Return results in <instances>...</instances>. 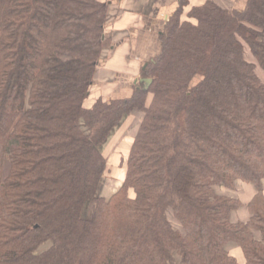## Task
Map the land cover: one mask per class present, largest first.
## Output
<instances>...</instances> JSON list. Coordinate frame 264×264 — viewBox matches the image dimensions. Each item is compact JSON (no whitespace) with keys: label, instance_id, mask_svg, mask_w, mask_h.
Returning a JSON list of instances; mask_svg holds the SVG:
<instances>
[{"label":"trees","instance_id":"trees-1","mask_svg":"<svg viewBox=\"0 0 264 264\" xmlns=\"http://www.w3.org/2000/svg\"><path fill=\"white\" fill-rule=\"evenodd\" d=\"M114 15L0 0V264H239L230 243L264 264V0H178L131 94L86 107ZM134 112L123 181L99 196L100 146ZM238 181L247 222L215 190Z\"/></svg>","mask_w":264,"mask_h":264},{"label":"crops","instance_id":"crops-1","mask_svg":"<svg viewBox=\"0 0 264 264\" xmlns=\"http://www.w3.org/2000/svg\"><path fill=\"white\" fill-rule=\"evenodd\" d=\"M99 1L108 3L113 15H115L105 28L107 45L102 53V58L98 62L90 94L85 100L89 104V106L84 104L86 107H90L98 98L109 100L127 97L131 94L133 86L139 81L140 70L143 65L159 52V34L165 21L176 9L178 0ZM191 1L200 4L205 0ZM211 1L227 9H242L246 3V0ZM133 114L135 113L125 116L124 121L121 120L122 124L120 130H118L119 133L114 136L115 138L117 136L114 141L119 138L122 139L125 135V129L135 119ZM138 118L141 117L138 116ZM128 120L130 121L127 122ZM133 137L131 136L132 139ZM103 156L105 158V153ZM215 190L218 194L234 197L240 202V206L231 212L230 219L232 222L248 221L250 217L248 203L256 193L252 184L238 181L234 189L217 186ZM227 250L230 255L236 258L239 264H245L239 246L230 243L227 245Z\"/></svg>","mask_w":264,"mask_h":264},{"label":"rangeland","instance_id":"rangeland-1","mask_svg":"<svg viewBox=\"0 0 264 264\" xmlns=\"http://www.w3.org/2000/svg\"><path fill=\"white\" fill-rule=\"evenodd\" d=\"M258 74L264 82V74L260 72V70L258 71ZM84 104L86 106H89L87 101H85ZM134 113L135 114H133V116L135 117V119L132 120L130 122V125L125 129V135L122 137V139L119 138L117 141H114L117 138V136L116 138L114 136L119 133L118 130H120V125L122 124L121 121L117 126H115V128L112 129L106 141L100 146L101 153H105L106 169L102 176V181L98 190L99 196L105 198L110 197V195L114 194L118 190L123 181L125 173V161L132 143L131 141L133 140L131 136H134L139 125V120L141 119L138 118V116L141 117V114L139 112ZM124 120L125 119H123V121ZM129 121L130 120H128L127 122ZM87 211L90 212L91 208L87 209ZM167 214L169 219L172 220L174 227L179 228L178 223L172 219L173 217L171 216L170 212H168ZM46 247L47 244L43 245L39 250L45 249Z\"/></svg>","mask_w":264,"mask_h":264},{"label":"water","instance_id":"water-1","mask_svg":"<svg viewBox=\"0 0 264 264\" xmlns=\"http://www.w3.org/2000/svg\"><path fill=\"white\" fill-rule=\"evenodd\" d=\"M145 85H147L150 82V79H142L141 80Z\"/></svg>","mask_w":264,"mask_h":264}]
</instances>
